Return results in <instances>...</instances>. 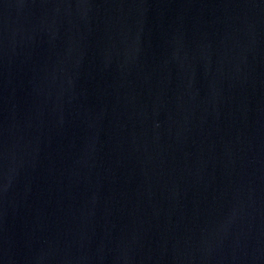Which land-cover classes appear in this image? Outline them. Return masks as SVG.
<instances>
[{
	"label": "water",
	"instance_id": "water-1",
	"mask_svg": "<svg viewBox=\"0 0 264 264\" xmlns=\"http://www.w3.org/2000/svg\"><path fill=\"white\" fill-rule=\"evenodd\" d=\"M0 264H264V0H0Z\"/></svg>",
	"mask_w": 264,
	"mask_h": 264
}]
</instances>
